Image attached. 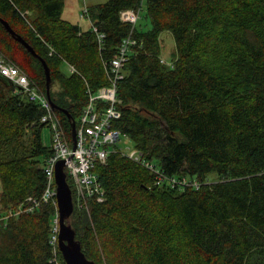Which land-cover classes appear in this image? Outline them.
<instances>
[{"label":"trees","instance_id":"16d2710c","mask_svg":"<svg viewBox=\"0 0 264 264\" xmlns=\"http://www.w3.org/2000/svg\"><path fill=\"white\" fill-rule=\"evenodd\" d=\"M66 0H0V54L47 94L68 134L88 88L109 83L130 47L115 123L163 175L112 153L95 172L105 193L71 226L94 264H264V0H109L88 9L92 28L63 18ZM146 5L151 28L121 19ZM7 22L37 57L5 28ZM176 50L164 61L161 35ZM75 72L65 74L62 66ZM64 111H67L66 114ZM46 111L0 74V211L39 198L52 155ZM187 179L172 185L170 179ZM70 185V181L67 178ZM199 184V188L195 186ZM55 207L0 228V264H65L50 243Z\"/></svg>","mask_w":264,"mask_h":264},{"label":"built area","instance_id":"2783aa9c","mask_svg":"<svg viewBox=\"0 0 264 264\" xmlns=\"http://www.w3.org/2000/svg\"><path fill=\"white\" fill-rule=\"evenodd\" d=\"M88 14L86 9L84 12ZM139 15L135 11H126L121 19L135 25ZM99 44L104 41L105 35L98 28L92 26ZM136 42L131 38L124 40L117 56L110 62L109 85L97 91L88 88V102L79 116L76 127V141L73 136H68L56 110L46 93L21 71L16 65L0 54V74L13 82L18 93L25 95L30 101L40 105L46 113L40 123L49 127L52 132V155L46 160L44 172L46 186L39 198L29 197L19 206L0 211V228H5L8 223L23 214L33 213L41 205L52 204L55 207V215L52 219V231L50 243L54 252L59 248L60 214L57 202V184L55 181L56 165L65 161L64 171L72 187L73 202L79 209L90 211L91 201L103 202L105 193L95 172L97 165L105 164L112 153L122 152L130 159L141 163L150 171L158 174L159 182L163 181V175L155 168L151 161L146 160L144 154L134 148L128 152L120 148L123 134L116 128L115 123L121 119V101L118 99V82L124 78L123 68L128 60L130 47ZM69 73L76 70L68 66ZM76 144V148H74ZM174 185H187V179H170ZM199 188V184L195 183Z\"/></svg>","mask_w":264,"mask_h":264},{"label":"water","instance_id":"95a60500","mask_svg":"<svg viewBox=\"0 0 264 264\" xmlns=\"http://www.w3.org/2000/svg\"><path fill=\"white\" fill-rule=\"evenodd\" d=\"M2 23L7 29V31L13 37H15L17 41L22 43L29 52H31L35 57H37V54L35 53L33 48L28 43H26L22 37L17 36L7 22L2 21ZM42 62L45 68L46 79H47V96L51 101L50 70L46 62L44 60H42ZM51 104L55 110L56 109L59 110L57 106H55L53 103ZM64 113L68 114L67 111H64ZM72 136L75 142L76 127L74 122L72 123ZM74 148H76V144H74ZM65 165H66L65 161H60L56 165V170H55V181L57 184V202H58V208L60 214L59 250L62 253L65 264H94L85 257L81 249V244L76 240V232L73 230L70 224V219L74 213V203H73L72 190L67 182V176L64 171Z\"/></svg>","mask_w":264,"mask_h":264},{"label":"rangeland","instance_id":"374dc122","mask_svg":"<svg viewBox=\"0 0 264 264\" xmlns=\"http://www.w3.org/2000/svg\"><path fill=\"white\" fill-rule=\"evenodd\" d=\"M109 0H66L65 8L63 12V18L68 19L72 23L79 24L83 27V29L88 30L92 28V24L89 19V15H86L84 12L87 9H91L96 5L107 3ZM146 5L143 6V9L140 11L138 18V25H143L144 29L148 30L151 28V24L148 20H146ZM136 23V24H137ZM162 40V49H163V58L164 61L170 64L172 54L176 50V44L172 34L165 32L161 35ZM14 64V63H13ZM16 65V64H14ZM17 66V65H16ZM18 67V66H17ZM21 71H23L20 67H18ZM62 71L65 74H69V68L66 64L62 66ZM24 72V71H23ZM25 73V72H24ZM42 140L43 144L47 147H51L52 145V132L49 127L43 128L42 131ZM120 148L126 152L134 149V144L131 139L127 136H123ZM2 191V186L0 182V193ZM74 203V212L75 210H79L88 217L89 212L85 209H79ZM74 215V213H73ZM72 215V216H73ZM71 223V221H70Z\"/></svg>","mask_w":264,"mask_h":264},{"label":"crops","instance_id":"0c3cea01","mask_svg":"<svg viewBox=\"0 0 264 264\" xmlns=\"http://www.w3.org/2000/svg\"><path fill=\"white\" fill-rule=\"evenodd\" d=\"M66 20H68V19H66ZM69 21V20H68ZM82 27V26H81ZM83 28V27H82Z\"/></svg>","mask_w":264,"mask_h":264}]
</instances>
